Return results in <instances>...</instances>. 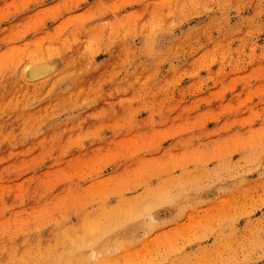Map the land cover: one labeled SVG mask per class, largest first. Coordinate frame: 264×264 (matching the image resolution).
I'll list each match as a JSON object with an SVG mask.
<instances>
[{
  "label": "rangeland",
  "instance_id": "obj_1",
  "mask_svg": "<svg viewBox=\"0 0 264 264\" xmlns=\"http://www.w3.org/2000/svg\"><path fill=\"white\" fill-rule=\"evenodd\" d=\"M119 1L0 0V264H264V0Z\"/></svg>",
  "mask_w": 264,
  "mask_h": 264
},
{
  "label": "bare ground",
  "instance_id": "obj_2",
  "mask_svg": "<svg viewBox=\"0 0 264 264\" xmlns=\"http://www.w3.org/2000/svg\"><path fill=\"white\" fill-rule=\"evenodd\" d=\"M64 1V0H63ZM69 1V0H68ZM122 1V0H121ZM121 1H119V2H121ZM113 3V2H112ZM125 3H127V2H125ZM166 3V2H165ZM164 3V4H165ZM61 4H62V2H61ZM64 4V3H63ZM62 4V5H63ZM120 4V3H119ZM118 4V5H119ZM160 4V3H159ZM66 5V4H65ZM65 5L63 6V7H65ZM117 5V6H118ZM121 5V4H120ZM97 6V5H96ZM116 6V7H117ZM100 7V6H99ZM98 8V7H97ZM81 16L83 17V15L81 14ZM84 16H86V14L84 15ZM81 17V19H83ZM79 20V19H78ZM67 23V22H66ZM80 23H81V21H80ZM64 24V23H63ZM63 24H62V26H63ZM71 24V23H70ZM66 26V25H65ZM144 38V37H143ZM146 39V38H145ZM143 40V39H142ZM143 42H144V40H143ZM146 42V41H145ZM130 47V46H129ZM122 48V47H121ZM124 48V47H123ZM145 48V47H144ZM127 50V49H126ZM81 55V54H80ZM73 58V57H72ZM79 58V57H78ZM84 58V57H83ZM71 60V59H70ZM71 62V61H70ZM72 63V62H71ZM66 64H68V63H66ZM105 68V67H104ZM113 68V67H112ZM111 68V69H112ZM70 73V72H69ZM68 73V74H69ZM79 73H81V72H79ZM67 74V73H66ZM101 77V76H100ZM99 77V78H100ZM92 78V77H91ZM77 79H78V77H77ZM93 80V79H92ZM91 80V81H92ZM78 81V80H77ZM27 83V82H26ZM85 83V82H84ZM16 87V86H15ZM33 88V87H32ZM32 88H31V91H32ZM35 88V87H34ZM20 93V92H19ZM15 94V93H14ZM11 95H13V94H11ZM14 96V95H13ZM18 96V95H17ZM20 96V95H19ZM10 98H11V96H10ZM14 98V97H13ZM17 99V98H16ZM21 100H22V98H21ZM7 102V101H6ZM11 102V101H10ZM13 102V101H12ZM16 102L17 101H15V103H14V105L16 104ZM4 103V102H3ZM3 103H2V105H3ZM21 103V102H20ZM19 104V103H18ZM17 105V104H16ZM25 110V109H24ZM21 111V110H20ZM20 111L18 112V113H20ZM22 112V111H21ZM21 114V113H20ZM24 114V113H23ZM26 114H27V112H26ZM18 116V115H17ZM27 117H29V116H27ZM25 118V117H24ZM14 120H17V119H15L14 118ZM29 120H30V118H29ZM22 122V121H21ZM24 123V122H23ZM22 124V123H21ZM24 125V124H23ZM159 139V138H158ZM155 140V139H154ZM153 140V141H154ZM150 142V141H149ZM192 151V150H191ZM78 159V158H77ZM138 160V159H137ZM144 161V160H143ZM138 162V161H137ZM132 163V162H131ZM122 174V173H121ZM117 176V175H116ZM111 177V176H110ZM109 178V177H108ZM114 178V177H113ZM115 180V179H114ZM113 180V181H114ZM117 180V179H116ZM115 180V181H116ZM109 182H110V180H109ZM110 184V183H109ZM264 187V186H263ZM95 189V188H94ZM93 190V189H92ZM96 190H97V188H96ZM98 191V190H97ZM82 193H83V191H82ZM86 193H87V191H86ZM89 193H91V192H89ZM113 193H115V192H113ZM117 194V193H116ZM62 195V194H61ZM64 196V195H63ZM66 196H68V195H66ZM64 199V198H63ZM66 199H68V197L66 198ZM160 200H162V199H160ZM166 200H167V198H166ZM166 200H162L163 202H166ZM130 202V201H129ZM119 203V202H118ZM82 205V204H81ZM105 205V204H104ZM103 205V206H104ZM119 206V205H118ZM105 207V206H104ZM64 208V207H63ZM97 209H98V207H97ZM106 209V208H105ZM113 209V208H112ZM102 210V209H101ZM100 210V211H101ZM43 211H44V209H43ZM106 211V210H105ZM91 212V211H90ZM85 213H87V212H85ZM90 214V213H89ZM96 214H98V213H96ZM82 216V215H81ZM60 219V218H59ZM155 220V219H154ZM81 221V220H80ZM152 222V221H151ZM55 224H57V223H55ZM60 224V223H59ZM149 224V223H148ZM80 225V224H79ZM154 225V224H153ZM56 232V231H55ZM70 232V231H69ZM58 233V232H57ZM52 235L54 236V234H51L50 233V237H52ZM68 235V234H67ZM57 237H59L57 234H55V239L57 238ZM61 237V236H60ZM71 237V236H70ZM10 239V238H9ZM25 239V238H24ZM23 239V240H24ZM54 239V240H55ZM57 240V239H56ZM67 240V239H66ZM48 240H42V245H43V250H46V248L51 244V243H49V242H47ZM65 240H63L62 242H64ZM69 241V240H68ZM73 241V240H72ZM77 241V240H76ZM58 242V241H57ZM60 242V241H59ZM58 242V243H59ZM73 243V242H72ZM72 243H71V245H72ZM83 243V242H82ZM75 244V243H74ZM78 244V243H77ZM94 244V243H93ZM35 245V244H34ZM57 245H59V244H57ZM79 245V244H78ZM82 245V244H81ZM36 246V245H35ZM38 246H40V245H38ZM218 246V245H217ZM40 247H42V246H40ZM56 247V246H55ZM64 247H66L65 245H64ZM68 247V246H67ZM78 247V246H77ZM83 247H84V245H83ZM51 248V247H50ZM53 248V247H52ZM79 248V247H78ZM6 249H7V251L5 252V255L7 256V257H11V258H13V260H17V259H19V258H21V260H22V258H25V259H32V258H34L35 256H37V255H40L41 253H42V250H40L39 248L38 249H36V248H33L32 247V244H31V241L29 240V239H25V241H21L20 243H16V242H12V243H8L7 244V247H6ZM48 249V248H47ZM210 250V249H209ZM68 251H69V249H68ZM73 251H74V249H73ZM85 251V250H84ZM53 252V254L54 255H62V254H64V252H61V251H59V250H54V251H52ZM45 253V252H44ZM96 253V252H95ZM98 253H99V251H98ZM82 254H83V252H82ZM103 254V253H102ZM50 255V254H49ZM68 255V254H67ZM99 255V254H98ZM48 256V255H47ZM61 257V256H60ZM69 257V256H68ZM44 258V257H43ZM95 258H96V256H95ZM36 259V258H35ZM41 259V258H40ZM52 260V259H51ZM50 260V261H51ZM25 261V260H24ZM23 261V262H24ZM21 262V261H20ZM37 262V261H36ZM48 262V261H47ZM42 263V262H41Z\"/></svg>",
  "mask_w": 264,
  "mask_h": 264
}]
</instances>
